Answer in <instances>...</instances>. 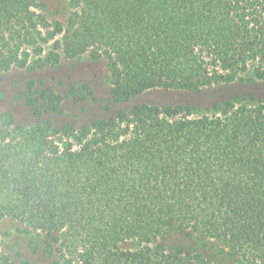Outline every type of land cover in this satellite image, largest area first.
Segmentation results:
<instances>
[{"label":"trees","instance_id":"obj_1","mask_svg":"<svg viewBox=\"0 0 264 264\" xmlns=\"http://www.w3.org/2000/svg\"><path fill=\"white\" fill-rule=\"evenodd\" d=\"M38 6L0 0V71L102 60L115 101L264 80V0H68L64 21ZM91 95L87 82L61 93L30 78L23 98L41 117ZM192 110L138 102L79 126L3 113L0 220L46 233L49 264H210L161 242L175 232L264 264V101L235 94ZM0 264L38 263L0 245Z\"/></svg>","mask_w":264,"mask_h":264},{"label":"rangeland","instance_id":"obj_2","mask_svg":"<svg viewBox=\"0 0 264 264\" xmlns=\"http://www.w3.org/2000/svg\"><path fill=\"white\" fill-rule=\"evenodd\" d=\"M39 10L50 19L64 21L69 7L68 0H39ZM43 79L45 84L58 92H65L68 82H87L92 90L91 97L75 101L66 97L59 110L41 117L32 115L24 101L25 82L30 79ZM235 94H254L264 101V80L235 82L229 85L206 88L200 92L181 89H149L126 101H115L110 95L107 70L102 60H91L86 56L78 59H64L58 65L44 69L11 68L0 71V119L10 112L19 124H34L51 118L61 125L71 123L79 126L96 118L109 117L134 103L146 102L158 105H189L194 115L205 112V108ZM50 237L41 231L30 230L15 219L0 220V245L15 262H35L49 264L50 255L46 252ZM164 245H177L186 251H195L210 264H233V259L221 252L210 240L196 235L187 236L183 232L170 233L163 237ZM126 247L135 243L127 242Z\"/></svg>","mask_w":264,"mask_h":264}]
</instances>
